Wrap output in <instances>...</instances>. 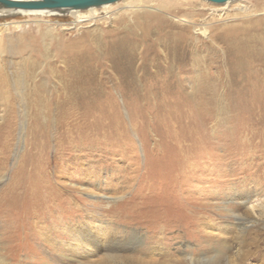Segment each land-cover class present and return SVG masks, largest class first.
<instances>
[{
    "label": "rangeland",
    "instance_id": "rangeland-1",
    "mask_svg": "<svg viewBox=\"0 0 264 264\" xmlns=\"http://www.w3.org/2000/svg\"><path fill=\"white\" fill-rule=\"evenodd\" d=\"M139 1L142 7L137 14H119V3L111 8V14L95 20L82 18L75 26L71 25L75 22L72 16L60 13L0 17V73L7 76L6 89L13 105L23 86L26 107L23 119L17 112L9 116L14 124L8 146L5 150L0 147V264H264V217L256 214L264 206V97L250 94L251 90L242 96L232 91L241 84L240 76L248 75L247 66L241 64L262 56L257 41L264 40V27L252 29L249 19L262 16L264 12L254 8L264 0H247L249 8L240 14L236 9L238 0L225 7L205 0ZM144 24L148 36L138 34ZM231 28L249 30V43L237 42L238 36L232 38L227 33ZM123 29L126 38L139 35L145 47L122 40L109 44L107 40ZM161 29L158 47L152 46ZM71 43L74 59L86 62L103 57L112 62H136L146 44L151 46L143 55L156 54L154 58L174 47L171 52L186 65L178 73L186 95L165 99L152 95L122 97L125 91L120 86L119 91L98 100L106 113L90 122H86L88 114L80 110L65 113L66 119L56 121L63 123V128L76 124L97 131L102 126L106 137L93 132L89 138L77 131L58 144L59 140L50 135L49 156H43L44 165L30 174L28 169H33L25 149L32 146L30 150L36 152L40 148L38 142L33 146L28 140H37L40 129L34 135L30 129L52 124L46 116L48 108L35 104L34 98L50 95L47 89L54 83L48 78V62ZM108 45H112L108 57L90 52L95 47L103 52ZM237 47H243L245 54L236 56ZM124 53L129 55L118 58L117 54ZM236 65L241 69H235ZM96 87H100L98 82L93 84ZM19 119L24 122L23 140L19 136ZM60 134L66 136L64 132ZM171 167L177 170H169ZM180 167L184 168L179 173ZM28 178L43 180L50 193L62 195L56 203H62L67 196L71 199L56 211L37 208L30 216L13 214L5 206ZM233 197L235 201L230 202ZM10 212L14 217L8 215ZM166 218L177 219L178 224H174L186 226L189 231L165 228ZM153 221H158L162 229L159 225L153 229ZM65 222L85 224L100 232L106 223L124 238L135 228L142 237L138 244L129 240L126 246L132 250L117 253L115 258L101 252L92 258L78 257L79 263L71 262L62 256L59 243L69 241L57 228ZM192 224L200 225V233L192 229ZM46 230L53 240L45 239ZM158 235L162 238L148 239ZM185 252L194 253L193 262L186 260Z\"/></svg>",
    "mask_w": 264,
    "mask_h": 264
},
{
    "label": "bare ground",
    "instance_id": "bare-ground-1",
    "mask_svg": "<svg viewBox=\"0 0 264 264\" xmlns=\"http://www.w3.org/2000/svg\"><path fill=\"white\" fill-rule=\"evenodd\" d=\"M205 1H207V0H205ZM233 1H236V0H230V1H225L224 3H214V4H223L225 7L226 5L231 4L230 2H233ZM207 2H210V1H207ZM237 2H238L237 3L238 8H236V9H238L239 14L245 13L246 9L249 8V6H247V4H246L249 1L238 0ZM119 3H121L119 6V14L135 13L137 10L141 9V7H142L139 0H119V1H116V2L111 3V4L101 5L99 7H91V8L83 9V10H67L65 13H62V14H65V15L68 14V15L72 16L74 18L75 22H73V24L71 23V25L75 26V25H77V23L82 18H87L88 20H95V18H97L98 16H104L105 14H111V12H112L111 8L114 7L115 4H119ZM211 3H213V2H211ZM173 8H175V7H173ZM257 8L261 12H264V3L259 2L258 5L254 9H257ZM16 13L17 14H19V13L20 14H26V16H30V17H33V16L42 17V16H45L46 14H53L51 12L42 11V10L24 11V10L5 8V7L0 6V17L5 16V15L16 14ZM135 14H137V13H135ZM256 14H259V13H256ZM263 14L264 13L260 14V15H262L260 18H257L254 20L249 19V24L251 25L252 29L264 27V15ZM17 24H15V25H17ZM161 28H162V26H161ZM241 28H242V26H240V29ZM125 29L119 31L115 35V37H111L110 40H107V41H109V44L110 43L112 44V42H114L116 40H119V41L122 40V41H125V43L136 44V46H138V47H140V46L145 47V45L142 42H140V39L137 38L139 35H137V37L132 36V37L126 38V35H125L126 31H124ZM162 29L159 32V34H157L155 41H154L155 43L152 44V46L158 47V43L160 42V39H161L162 33H163ZM137 31H138V34H139V32H142V33H140V35L145 34L148 36V33H149L146 30L145 24L142 25L139 28V30H137ZM238 31H240V30H238V29L234 30L233 28H231V29H229V31L227 33L231 34L232 38L238 36L237 42L238 41H240V42L247 41L249 43V33H248L249 30L246 29L245 32L244 31L238 32ZM154 32H155V30H154ZM132 34L134 35L135 33H132ZM169 38H170V36H169ZM139 42L142 43L143 45L142 44L140 45ZM235 42H236V40H235ZM257 42H260V44H261V48L259 51L262 53V56H259L258 59H256V60L250 59L249 61L243 62L241 64L242 66H247V68H248L247 74L248 75H245V76L241 75L239 78V81L241 82V84L240 85L238 84L239 86H235L234 88H232L233 89L232 91L235 94H237L238 96H242V94H245L246 92L249 93V91L251 90L250 94H254V96L263 95L262 97H264V40H258ZM146 45L148 46V44H146ZM147 46H146L145 50L144 49L141 50L142 54L139 51L140 57L138 58V61H136V62L124 61V60H120V59H118L117 62H115L116 60L114 62H112L110 60H107L105 57H103V59H99L97 61H92L93 59H91V62L80 61V60L77 61L74 59L75 55L73 53V51H74L73 50V43H71L64 50L59 51L60 53H57L54 55V59L49 61L48 65H47V67H48L47 68L48 78L52 79L51 81H53V83H54L53 86H50V85L48 86L47 91H49L50 95L47 98L43 97L42 95L41 96L43 98L36 95V98H34L35 104H40L41 107H47L48 108L49 112H48V115H46V116L49 117V119L48 118L47 119H48V121H52V124L50 125L48 122L49 125H47L46 127L42 126L41 128H36V129L33 128V127H35V125H34L33 127H31L33 129H30V134H32L33 132L39 131V129H40V132H39L40 135H38L37 140L34 141L32 139H29V138H28V140L31 141L30 145H33V146H35L36 142H38L39 143L38 145L41 148V149L39 148V150L36 149L37 150L36 152H34L33 149L30 150V148H32V146L27 150L25 149L24 154L29 155V157H30L29 159H30V162L32 164L33 170L29 171V169H28V172L30 174L35 173L34 168H36L37 166L40 167V166L44 165V163L42 162L43 156H45V155L49 156L47 153L49 150L48 149L49 148L48 143H49L50 135H52L51 139L54 137L55 139L59 140V141L56 140L58 142V144H60V141H63L67 137L75 135V133L77 131H78L79 135H84L87 137L90 134H93V132H94L93 135H95V136H101V137L105 136L106 137V135H104V129H103L104 127H102V126H99L97 131H92L90 129L91 126L90 127H87V126L84 127L83 126L82 128H84V129H82V128L76 126V124H71V126H67V128H63L62 127V126H64L63 123L57 124L56 121L59 122L61 119L62 120L66 119L64 117V114L67 112L74 111V110H78V111L80 110L81 112H84L85 114L87 113L88 116H87L86 122H90V119L97 118L99 115L106 113L105 106L101 105V103L99 104L98 100H101V98L104 96V94H108V93H112L114 91H117L120 88V86H123V89H121V90L125 91V93H124L125 95H122V97L126 96V95L127 96L152 95V96H155L158 98H163V99L168 98L170 96H181V97L184 96L185 97L186 92H185V89L181 83L182 79L178 76V73L184 71L186 69L185 68L186 65L183 64L181 59L179 61H177V55L176 54L173 55V53L171 52L174 47L173 48L170 47V50H168L166 53H164V55H162V56L159 55L158 57L154 58L156 54L152 55L150 57H147L146 56L147 54L143 55V53L145 51L147 52L148 48L151 45H149L148 47ZM111 47H112V45H108L107 48L103 49V52L101 51L100 48L95 47V48H91L90 52L92 55L100 54L101 56L102 55L107 56V53H109V51L111 50ZM234 52H235L236 56H240L244 53V48L243 47H241V48L237 47L236 51H234ZM128 55H129V53L117 54L118 58L119 57L124 58V56H128ZM108 56H110V55H108ZM181 58H183V57H181ZM142 59H144V60H142ZM31 62H33V61H31ZM23 63H22V66H23ZM34 65L36 66V64H34ZM31 66H30V68H31ZM242 66H240V67H242ZM219 67H221V66H219ZM240 67H239V65L234 66L235 69H238ZM249 69H250V71H249ZM4 70H3V72H4ZM34 70H35V68H34ZM20 71H21V74H23L22 69ZM26 72H28V71H26ZM249 72H252V73H249ZM17 77L18 76H16V78ZM196 79L198 80L199 77H196L195 80ZM7 80H8L7 76L0 73V109L2 112L0 115V119H2V121H0V147L2 150L7 149V146H8L7 140H8V137L11 135L10 128L14 124L13 121L9 120V116H12L13 113L17 112L20 116H22V119H23L24 114H26L25 101L23 98V86H22V88L20 87L21 88L20 94H17V96H19L20 98L14 100L15 104L17 105L15 108L14 107L15 104L13 105L14 102H11L12 100L11 101L9 100L10 94H8L9 92L6 89L7 84H8ZM95 82H98L100 85V87L98 89H97V87L93 88V84ZM240 82H238V83H240ZM217 83H219V82H217ZM20 84L23 85V82L20 81ZM9 86H10V84H9ZM230 86H232V84ZM248 86L251 88H249ZM44 87H45V85H44ZM46 87H47V85H46ZM15 88H17V87H15ZM56 90L57 91L59 90L56 97H53V96L51 97L53 92L56 93ZM198 90H200V89H198ZM193 91H197V90H193ZM198 94H200V93H198ZM44 95L46 96V93ZM148 99H149V97H148ZM155 108L161 109L159 105H156ZM34 112H35V110H34ZM53 112L56 113V117L54 116ZM54 119H55V122H54ZM79 119L80 118H78V120ZM37 120H39V119H37ZM34 121H32V122H34ZM154 122L156 123V121H154ZM40 124H42V122ZM23 126H24V122L22 120H20L18 129H19V136L22 138V140H23V135H24L22 132ZM159 127H160V125H159ZM80 129H81V131H80ZM155 129H156V127H155ZM61 132H64L66 134V136H64V135L62 136L60 134ZM78 133L76 134L77 136H78ZM153 133H154V131H153ZM162 133H164V132L161 131V134ZM25 134H26V132H25ZM32 135H34V134H32ZM95 136H93V137H95ZM90 137L91 136H89V138ZM110 137H111V135H110ZM161 137H162V135H161ZM1 139H3V140L1 141ZM104 139H106V138H104ZM24 141H25V138H24ZM107 141H108V139H107ZM103 142H105V141H103ZM107 146L109 147V144ZM90 147H91V145H90ZM104 147L105 146H103V148ZM74 148H72V149H74ZM101 148H102V146H101ZM70 150H71V147H70ZM69 152H71V151H69ZM79 152H80V149H79ZM172 155H174V154H172ZM165 158H167V161L170 160V158H171L170 154L167 155ZM53 159H55V158H53ZM22 161H23V159H22ZM153 162H154V159H153ZM20 163H19V165H20ZM21 164H23V163H21ZM183 164L185 165V163H183ZM187 164H189V163H187ZM183 168L184 167L179 168V173L181 172V169H183ZM169 170L175 172L177 169H174L171 167ZM179 173H178V175H179ZM26 181H25V184H22V187H20V188L17 187L18 188V192L16 193L17 195L15 197H13V200L10 201V203H8L9 206H5V208L7 207V209H9L13 214L21 212L22 214H25L27 216L30 213L35 212V210L37 208H41L42 210L48 209V211H49V209H53L56 211V210H58L59 207H61V205H63V203H67L71 199L70 196H67L65 199L62 200L63 201L62 203H60L61 201L60 202L58 201L56 203V200H59V198H61L62 195H59V193H57V194L50 193L48 191V186L43 185L44 184V182H42L43 180L34 181V179L28 178V179H26ZM19 182H20V180H19ZM103 198L104 197H100V199H103ZM234 201H235V198L233 197V199H231L230 202H234ZM64 206H66V205H64ZM226 210L230 211L231 208L226 209ZM11 212L8 215H12L14 217V215ZM256 214L259 215L260 217H264V206H261L259 212H257ZM197 218H199V217H197ZM234 218L238 219V216L236 214H234ZM175 220H177V219H175ZM178 220L180 221V219H178ZM174 221H172V220L169 221V218H166L165 224L163 223V226L165 228H166V226H168L169 228H172V227L178 228L179 227V228H181V230H183V229L187 230L186 226L185 227H183L182 225L178 226L177 225L178 221H175L177 224L176 223L174 224ZM171 222H173V223H171ZM153 223H154L152 225L153 229L158 227V225L161 227V228L160 227L159 228L162 229V226L158 221H153ZM199 224H198V226H194V224H192L193 225L192 229L195 230L197 228L196 230L198 233H200V228H199L200 225ZM206 226H207V228H210L211 224L208 223V224H206ZM57 228L59 230H61L63 232V234H65L67 239L69 240L67 242H64V241L59 242L62 245L63 252H64V253H62V256L67 258L68 260H72L71 262H78V263H79V261L77 260L78 257L92 258L93 256H97L101 252L106 253V256L108 258H115V257L119 256L117 253H125L129 250H132L131 247L129 248L126 246L127 243H129V240H133L135 243L138 244V242L140 243L139 238L142 237V235L139 234V232H138L139 230L133 228V229H131L130 234H128V237L124 238L122 236H119L117 234V232H115V229L109 227L106 223L103 225V228H100V230H102L101 232L97 229H93L89 226H86L85 224L79 225V224H72V223H67V222L60 224L59 226H57ZM160 231L161 230H159V232ZM165 231H167V229H165ZM187 231H189V229ZM206 233L209 234V232H206ZM44 237H45V239H48L50 237V239H48V241L53 240V238L50 236V233L48 234L47 230H46V232L44 231ZM150 238L152 240H154V239L158 240V238H162V236L158 235V237L157 236L148 237V239H150ZM155 243H153V244L155 245ZM224 246L226 247L225 244H224ZM153 250H154V248H153ZM184 256H187L186 260L189 262H193V260L195 259L194 253L192 254L191 252H185ZM46 264H48V263H46Z\"/></svg>",
    "mask_w": 264,
    "mask_h": 264
},
{
    "label": "water",
    "instance_id": "water-1",
    "mask_svg": "<svg viewBox=\"0 0 264 264\" xmlns=\"http://www.w3.org/2000/svg\"><path fill=\"white\" fill-rule=\"evenodd\" d=\"M119 0H0V6L24 11L42 10L51 13H65L67 10H83L111 4ZM224 3L230 0H207Z\"/></svg>",
    "mask_w": 264,
    "mask_h": 264
}]
</instances>
